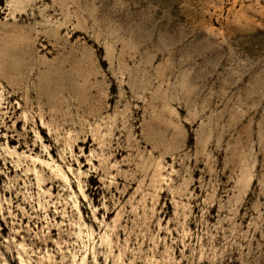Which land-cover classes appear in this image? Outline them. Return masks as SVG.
Listing matches in <instances>:
<instances>
[{
  "label": "rangeland",
  "instance_id": "rangeland-1",
  "mask_svg": "<svg viewBox=\"0 0 264 264\" xmlns=\"http://www.w3.org/2000/svg\"><path fill=\"white\" fill-rule=\"evenodd\" d=\"M84 257L264 264V0H0V264Z\"/></svg>",
  "mask_w": 264,
  "mask_h": 264
},
{
  "label": "bare ground",
  "instance_id": "bare-ground-1",
  "mask_svg": "<svg viewBox=\"0 0 264 264\" xmlns=\"http://www.w3.org/2000/svg\"><path fill=\"white\" fill-rule=\"evenodd\" d=\"M37 177V176H36ZM40 177V176H39ZM85 261H86V257L83 258V260L81 261L80 264H85Z\"/></svg>",
  "mask_w": 264,
  "mask_h": 264
}]
</instances>
